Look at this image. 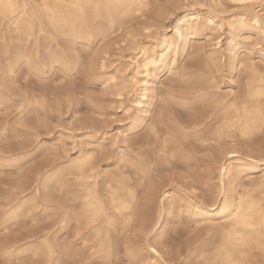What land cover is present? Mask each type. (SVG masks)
I'll list each match as a JSON object with an SVG mask.
<instances>
[{
    "label": "rangeland",
    "instance_id": "obj_1",
    "mask_svg": "<svg viewBox=\"0 0 264 264\" xmlns=\"http://www.w3.org/2000/svg\"><path fill=\"white\" fill-rule=\"evenodd\" d=\"M180 19L181 35L174 30ZM7 23L0 24V264H41L38 249L46 241L55 249L53 264H204L209 238L229 223L212 213L222 201L214 199L219 173L215 167L205 171L217 144L204 148L190 137L184 141L188 155L177 148L174 157L159 158L155 151L166 138V126L178 123L191 132L188 121L196 113L215 125L213 91L240 97L253 70L264 75V0H146L105 35L90 38L47 27L21 38ZM166 38L173 45L165 61L147 68V60H158L167 50ZM54 54L63 55L64 64L53 61ZM144 80H149L146 99L136 83ZM201 94L207 99L195 98ZM173 95L195 99L184 106ZM251 138H242L238 155L228 160L235 165L228 194L264 206V125ZM94 149L101 152V183L109 172L134 184L129 158L138 153L158 177L175 183L171 195H161L151 206L143 204L139 190L140 213L126 234L114 232L109 259L80 239L76 221H66V168ZM252 158L260 166L238 172L248 162L257 164ZM201 201L204 210L195 207ZM157 220L161 223L154 226ZM151 244L159 255L148 252L145 245ZM249 251L250 264H264V250Z\"/></svg>",
    "mask_w": 264,
    "mask_h": 264
},
{
    "label": "bare ground",
    "instance_id": "obj_2",
    "mask_svg": "<svg viewBox=\"0 0 264 264\" xmlns=\"http://www.w3.org/2000/svg\"><path fill=\"white\" fill-rule=\"evenodd\" d=\"M85 3L86 0H41L38 4L24 0H0V24L2 21H7L12 24L18 36L21 38L33 37L37 31L42 32L46 27L66 34V36L67 34L72 35L75 38H90L93 35L103 36L112 29L120 16L134 6H142L146 3V0H92L93 4L100 5L99 8L86 7L84 6ZM76 5H79V7ZM182 21L183 19H180L174 27L176 33L180 35ZM164 43L168 44L167 50L160 53L158 60L154 58L147 60L145 63L147 68L150 64L165 61L173 43L167 40V38L164 39ZM152 55L154 56L155 53L153 52ZM23 57L28 60L27 54H24ZM52 59L60 64H64L65 57L61 54H54ZM137 63L140 65L139 61ZM136 83L141 84L142 90H145L140 96L146 99L148 96L147 84L149 80H144L143 82L136 81ZM210 84L212 88H216V86H213L214 83ZM247 85L246 94L240 97H230L229 95H223L217 91H213V96L209 100L218 109L215 117V125L210 127V122L206 121L208 117L196 113L190 116L188 121L189 126H193L191 132L185 126H181L178 123L175 127L166 126L163 130L166 138L163 139L158 150L155 151V154L159 158L165 157V154H170L171 157H174L171 151L177 148L184 155H188L184 141L190 137H194L204 148H210L213 144H217L214 151L208 155L205 163V171L210 174V168L215 167L219 173L217 177L218 191L214 192V199L217 200L221 196L222 201L219 207L214 209L215 212L212 213L213 215H222L229 223L227 227L216 230L209 238L204 249V251L208 252L207 256L205 254L204 264H250L251 258L249 256V250L253 248L264 250V206L259 203V200L256 201L253 198L244 200L242 197L231 199L228 194L229 183H227V179L229 176H234L235 167L228 160L235 156L233 154L236 152L235 147L242 138H251V135L260 130L264 125V75L253 70L249 75ZM205 94H201L195 98L207 99L204 96ZM170 97L184 106H188L192 102L190 99H195L188 97V95H173ZM138 104L142 105L143 100H138ZM201 125L204 126L203 129ZM172 142H175L174 145H171ZM144 149L146 150V148ZM100 153L94 149L90 152L80 154L77 158L69 162L66 168V174L64 175L69 196V203L66 209V221L68 224L76 221V234L80 235V239L85 242H90V248L99 253L101 257L109 259L116 245L114 232H120L122 235L126 234L133 224L132 221L140 213L139 190H143V204L151 206L154 201L161 198V195H163L162 197L171 195L170 188L175 183L171 180L166 181L158 177L155 170L146 164L149 159L139 155V153L138 155L133 153L136 156L129 158V162H131L134 168L133 173L136 179L134 184L126 181L124 178L117 180L109 172H105L104 174L108 179L104 178L103 183H101L99 181V177L101 176L99 171L100 161L97 157ZM125 159L123 158V160ZM252 159L257 164L248 162L247 166L245 164L244 167H240L238 172L241 173L244 171L245 167L249 171L250 169L254 170L258 168L261 161L255 158ZM202 160L204 161L205 159ZM36 192L38 194V191ZM39 198L40 196L38 195ZM215 200L213 206L216 205ZM202 203L203 201L198 202L195 207L199 210H204L205 208L201 206ZM159 222L157 220L154 226ZM145 247L149 249L155 248L152 244L149 246L145 245ZM38 251L43 257L41 264L54 263L55 249L48 241L44 242ZM68 255L75 257L77 253L74 252L73 248H69ZM137 257L140 260L139 255ZM62 262L64 263L66 261Z\"/></svg>",
    "mask_w": 264,
    "mask_h": 264
},
{
    "label": "snow or ice",
    "instance_id": "obj_3",
    "mask_svg": "<svg viewBox=\"0 0 264 264\" xmlns=\"http://www.w3.org/2000/svg\"><path fill=\"white\" fill-rule=\"evenodd\" d=\"M76 6L79 7V5H76ZM84 6H86V7H95V8H99L100 7L99 4H93L92 0H86V3H85ZM233 154L235 155V153H233ZM151 251L155 253L156 249L153 248V249H151ZM156 254L159 255V253H156Z\"/></svg>",
    "mask_w": 264,
    "mask_h": 264
}]
</instances>
